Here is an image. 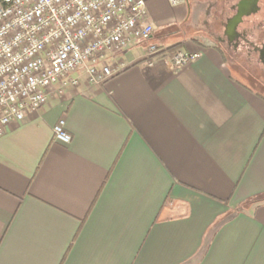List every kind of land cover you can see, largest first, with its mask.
I'll list each match as a JSON object with an SVG mask.
<instances>
[{
  "label": "crops",
  "instance_id": "obj_1",
  "mask_svg": "<svg viewBox=\"0 0 264 264\" xmlns=\"http://www.w3.org/2000/svg\"><path fill=\"white\" fill-rule=\"evenodd\" d=\"M261 5L146 0L151 37L115 56L122 69L11 122L0 264H264V93L247 71ZM150 44L198 57L175 66Z\"/></svg>",
  "mask_w": 264,
  "mask_h": 264
},
{
  "label": "built area",
  "instance_id": "obj_2",
  "mask_svg": "<svg viewBox=\"0 0 264 264\" xmlns=\"http://www.w3.org/2000/svg\"><path fill=\"white\" fill-rule=\"evenodd\" d=\"M151 34L146 0H0V135L48 93H63L82 77L100 84L116 74L124 63L115 56ZM164 49L150 44L146 57ZM197 57L176 50L168 59L179 66ZM52 133L62 144L71 140L63 119Z\"/></svg>",
  "mask_w": 264,
  "mask_h": 264
},
{
  "label": "flooded vegetation",
  "instance_id": "obj_3",
  "mask_svg": "<svg viewBox=\"0 0 264 264\" xmlns=\"http://www.w3.org/2000/svg\"><path fill=\"white\" fill-rule=\"evenodd\" d=\"M260 9H262V14L264 16V0H262V5H261ZM247 58H248L247 59V61H248L247 63L249 64V67H255L257 65V63L260 64V66H261V68H260L261 71L260 72H261V74L263 76V78H261V80H260V83L263 82L261 84V86H262V90L264 91V46L261 48L259 55H257V60H254L252 58V56L249 55V54H248Z\"/></svg>",
  "mask_w": 264,
  "mask_h": 264
},
{
  "label": "rangeland",
  "instance_id": "obj_4",
  "mask_svg": "<svg viewBox=\"0 0 264 264\" xmlns=\"http://www.w3.org/2000/svg\"><path fill=\"white\" fill-rule=\"evenodd\" d=\"M252 58L254 59V60H257V57L255 56H252ZM257 62V61H256ZM256 67H250L247 71H248V73H249V76H254V77H252V78H249L248 77V83L251 85V87H253V88H255V89H257V90H260L262 93H264V91L262 90V86H261V84L263 83L262 81V83H257L258 85H254V83H252V82H260L259 80V78H263V76H262V74H261V72L256 68ZM261 76V77H260ZM253 79V80H252ZM255 80V81H254ZM263 80V79H262Z\"/></svg>",
  "mask_w": 264,
  "mask_h": 264
},
{
  "label": "trees",
  "instance_id": "obj_5",
  "mask_svg": "<svg viewBox=\"0 0 264 264\" xmlns=\"http://www.w3.org/2000/svg\"><path fill=\"white\" fill-rule=\"evenodd\" d=\"M176 48H177V45H172L170 47L165 48L164 50L165 51L167 50L169 52H173V51L177 50Z\"/></svg>",
  "mask_w": 264,
  "mask_h": 264
}]
</instances>
